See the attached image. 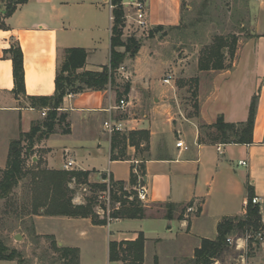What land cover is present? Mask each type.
<instances>
[{
  "label": "crops",
  "instance_id": "0c3cea01",
  "mask_svg": "<svg viewBox=\"0 0 264 264\" xmlns=\"http://www.w3.org/2000/svg\"><path fill=\"white\" fill-rule=\"evenodd\" d=\"M109 1L27 0L10 17H1L4 28H0V171L6 168L10 143L28 133L33 124L43 122L41 112L46 109L31 106L28 99L54 95L56 72L64 50L80 48L86 51L85 66L78 73L100 72L109 66L112 28ZM143 1L145 30L161 26L165 35H145L135 58L126 60L116 71L118 76L129 80L127 108L115 110L119 87L66 96L58 112L65 116L68 132H55L36 143L33 152L37 157L32 160L41 161L55 171H61L64 164L72 161L71 171L87 172L88 182L112 180L123 183L125 190H130L133 176V189H146V218L112 222L147 221L153 225H147L151 230L146 234L147 226L140 223L135 231L108 239V244L134 241L142 234L143 264L148 254L153 264L155 259L161 264L157 251L164 240H169L168 244L180 250L172 254L169 262L172 264L177 258L191 260L202 240H215L217 225L223 219L243 217L249 191L259 200L255 206L259 210L260 226L264 228V1L259 0L255 14L251 15L250 36L240 43L231 69L214 73L206 84L200 83L197 115L193 119L183 117V121L176 119L175 125L164 102L171 83L166 86L162 80L153 82L152 75L162 74L171 63L167 50L173 32L168 31L180 28L182 0ZM131 2L122 0L125 15L131 14L128 7ZM127 24L132 21L124 22L123 34L127 32ZM13 43L20 46L23 54L25 96L18 98L13 93L11 61L3 56ZM253 97L257 98V104L252 144L213 143L204 130L201 132V126L213 125L218 118L228 124L245 123ZM121 112L122 118L117 115ZM109 116L123 123L126 128L123 133H147L149 158H139L138 150L127 146L126 160H111L112 137L103 129ZM178 141L188 150L178 149ZM165 204L177 207L171 220L164 218ZM151 205L157 206L161 214L149 215L147 210ZM182 208H186L189 215L184 213L178 219ZM34 222L35 236L51 237L59 248L78 250L79 264H83L80 243L87 238L79 226L108 230L112 223L94 226L89 219L48 216H36ZM174 223L177 230L173 234ZM52 226L56 230H51ZM58 227L69 231L68 235L62 236ZM210 228L212 236H209ZM260 243L255 255L247 257L244 264L248 261L264 264V243ZM239 244L245 248V243ZM181 251L186 252L182 254ZM0 264L17 262L0 261ZM106 264H121L109 262L108 248Z\"/></svg>",
  "mask_w": 264,
  "mask_h": 264
},
{
  "label": "rangeland",
  "instance_id": "374dc122",
  "mask_svg": "<svg viewBox=\"0 0 264 264\" xmlns=\"http://www.w3.org/2000/svg\"><path fill=\"white\" fill-rule=\"evenodd\" d=\"M127 1L131 2L133 0ZM259 4V0H182V20L180 28L177 29L178 31H171V29L168 31V33L173 32L171 33L167 50V58L171 63L162 74L152 75L153 82L154 80L157 82L158 80L164 79L168 74L172 75L171 87L167 88V95L164 96V102L175 120H173L174 125L177 124L176 119L183 121V117L193 119L197 115V96L200 83L206 84L214 73L231 69L232 59L240 43L250 36L253 27L251 25V15L255 14L257 5ZM1 11L2 9L0 8V14ZM126 26L127 32L123 34V40L128 37H134L142 41L145 35H149L150 32L131 24H127ZM0 28H4L1 18ZM154 36L157 37L156 35ZM217 39L225 40L227 45L225 49L221 50L223 53L222 64L224 69L219 71L199 70V65L205 52L204 50L212 46L213 41ZM231 49L234 50L232 57H230ZM120 76L114 73L115 87L112 88L119 87L117 92H122V87L129 84L127 78ZM60 114L58 112V115ZM122 114L121 112L117 115L122 118ZM66 127L65 124L59 127L57 126L55 132L63 133V131L67 130ZM42 140L44 139L40 141ZM139 144H142V147L139 145L140 148H138L136 155L139 158H149L147 138L142 139ZM54 153L59 159V153L57 151ZM56 156H54L55 159ZM36 157L33 152L30 159L23 164L20 176L7 198L0 201V244L9 251L16 252L17 258L15 261L18 264H69L68 261L71 258L62 256L60 252L62 249L56 245V242L51 237L35 236L34 221L36 215L32 214L36 211L39 212L37 216H44V208L42 207L47 203L49 198L54 196L51 172L55 171L45 167L41 161H33L32 159ZM61 171L64 170L62 169ZM99 185L106 184L95 183L94 181L88 182L87 180L86 184L83 185L76 179H72L67 188L70 191L73 205H90L95 217L99 220L103 218L107 220L112 211L114 209L118 210L120 206L112 205L108 201L107 190L104 192L101 191L98 189ZM141 204L144 205V203ZM149 208H151L147 210L149 215L158 216L162 212L157 206L151 205ZM184 213L185 215H189L187 214L188 211ZM244 219L245 215L237 218L233 222V225L236 226L239 224L238 221H244ZM111 222L107 221V225ZM140 223L142 226L153 225L152 222L147 221H122L120 223L112 222L108 230L97 227L92 229V227L79 226L87 235L86 242L80 243L83 264H106L107 240H113L114 237L121 236V234L126 235L128 232L135 231ZM208 228L206 226V229ZM253 229L252 226H249L246 229L248 231L244 229L243 231L230 234L228 238L231 239L232 245L215 262L218 264H242V260H246L247 257L252 258L257 252V244L260 243V241L255 240L256 237L254 236L258 233L264 236V230L259 228L257 232H254ZM51 230L56 229L52 226ZM149 230L151 229H148L147 226L145 229L146 234H148ZM176 230L177 225L174 223L172 233L174 234ZM58 231L62 236L68 235L69 233L63 227H58ZM212 233V228H210L209 236H212ZM16 235H20L21 239L15 240L14 237ZM246 236H251L252 238L245 242V248H241V252H239L235 248V242L238 239H245ZM168 243L169 240H164L159 251H157L161 264H169L172 254L180 251ZM247 243L249 247L246 248ZM261 243H264V240ZM181 252L184 254L186 251ZM248 262V264H258L252 261ZM146 264H153V259H150L149 254ZM172 264H191V262L189 259L177 258ZM211 264H214V262ZM260 264L263 263L261 262Z\"/></svg>",
  "mask_w": 264,
  "mask_h": 264
},
{
  "label": "trees",
  "instance_id": "16d2710c",
  "mask_svg": "<svg viewBox=\"0 0 264 264\" xmlns=\"http://www.w3.org/2000/svg\"><path fill=\"white\" fill-rule=\"evenodd\" d=\"M27 0H0V8L2 9L0 18L10 17L20 5ZM112 9V28H111V47L109 66L103 67L100 72H80L85 66L87 54L84 49L72 48L62 52L59 66L55 77V91L52 97H31L29 103L35 108H44L47 111L43 122L33 124L28 133L22 134L18 140L10 143L7 165L5 170L0 171V201L7 198L13 186L16 184L20 176L23 164L30 159L33 153L35 143L41 139H46L55 133V128L65 123V116L58 115V109L62 105L63 99L68 95L81 94L87 91H104L108 86L115 87L114 73L123 65L126 60H133L138 54L141 47V41L134 37H128L123 40L122 30L124 28V9L122 0H110ZM164 28L158 26L149 32V37H153L158 33L165 34ZM224 42V43H223ZM227 47L225 40H214L212 46L205 49L203 59L199 65L201 71H219L223 70L222 49ZM230 57L233 56L234 50H230ZM3 56L11 61L12 76L15 97L23 95L24 90V70H23V54L20 46L13 43L9 49L3 52ZM122 92H117V101L122 98L126 100L130 90V85L126 84L122 87ZM257 98L253 97L248 113V119L241 124H228L222 118L210 126H201V132L204 130L205 136L210 142L220 144H252V133L254 118L256 112ZM68 130L63 131L66 134ZM148 140L145 132H129L117 133L111 139V160H126V147L134 146L137 150L139 142L142 139ZM24 142V145H23ZM53 179V197L49 198L44 204L43 214L48 217H67L72 219H89L94 226H106L107 220L103 218L99 220L92 213L90 205L75 206L72 203L70 191L67 188L72 179H76L81 184H86L87 172H67L53 171L51 172ZM135 179L131 176L130 190H125V186L121 182H109L110 203L120 204L118 210L112 211L109 215L111 220H141L146 218V207L136 199ZM98 189L106 191V185H99ZM250 190V189H249ZM132 197L130 201L128 198ZM253 193L249 191L247 201L246 214L244 221H238L239 224L233 225L237 219H223L217 225V236L215 240H202L201 245L193 253L191 264H211L214 260L222 256L229 246L227 244L228 236L237 231H243L253 227V231L262 228L260 226V217L258 208L251 203ZM166 211L164 218L171 220L173 213L177 210L174 204H165ZM186 208H182L179 212L178 219L182 218ZM39 212L34 211L32 215H38ZM199 213V210L196 212ZM264 229V228H262ZM248 231V230H246ZM143 247L144 238L139 234L134 241L109 242L108 259L109 262H119L121 264H143ZM62 249V248H61ZM63 257H70L69 264H79V252L76 249L60 250ZM17 254L15 251H9L0 244V261H15ZM18 264V263H17ZM154 264H158L154 260Z\"/></svg>",
  "mask_w": 264,
  "mask_h": 264
},
{
  "label": "built area",
  "instance_id": "2783aa9c",
  "mask_svg": "<svg viewBox=\"0 0 264 264\" xmlns=\"http://www.w3.org/2000/svg\"><path fill=\"white\" fill-rule=\"evenodd\" d=\"M261 1H264V0H261ZM123 6V5H122ZM128 7L131 9V14H124V22L126 20H131L132 21V24L131 25H134L140 29H145L146 28V22H145V3L143 0H136L134 2H131L128 4ZM109 8L112 10L113 7L110 5V1H109ZM112 17H111V21H112ZM121 68V67H120ZM119 68V69H120ZM118 69V70H119ZM171 80H172V75L171 74H168L165 76L164 79H162V84L163 85H170L171 83ZM128 106V103H127V100L125 99H121L119 102H118V105L115 107V110H119V111H124V109H126ZM41 117H46V110L42 111L41 112ZM103 129H104V132L109 136V137H112L114 134H117V133H123L126 128L125 126L123 125V123L121 121H117L114 119V117L112 116H109L107 120L104 121L103 123ZM176 147L178 149H181V150H188L187 146H185V144L182 142V141H178L176 143ZM134 164H137V163H134ZM241 165H245V163H240ZM73 166V162L72 161H68L66 164L63 165V170L64 171H71V167ZM106 185H107V197L109 198V202H110V196H109V180L105 181L104 182ZM134 190L136 191V199L140 202V203H146V189L145 187H136L134 188ZM130 201L132 200V197H129L128 198ZM251 203L253 205H256L259 203V200L257 198H253L251 199ZM116 206H120L119 203L115 204ZM245 207L247 206V202L245 203L244 205ZM115 210V209H114ZM110 218L108 217L107 221H113V220H109ZM254 237L255 240L257 241H260L262 242L264 240V236L261 234V233H258L256 234ZM252 237L251 236H246L245 239H238L236 240V249H240L243 247L240 246L239 242H247L249 239H251ZM227 244L228 246L230 247L232 245V242H231V239H227ZM214 264H218L217 262H214ZM242 264H244V260H242Z\"/></svg>",
  "mask_w": 264,
  "mask_h": 264
},
{
  "label": "water",
  "instance_id": "95a60500",
  "mask_svg": "<svg viewBox=\"0 0 264 264\" xmlns=\"http://www.w3.org/2000/svg\"><path fill=\"white\" fill-rule=\"evenodd\" d=\"M14 239H15V240H20V239H21V236H20V235H16V236L14 237Z\"/></svg>",
  "mask_w": 264,
  "mask_h": 264
}]
</instances>
